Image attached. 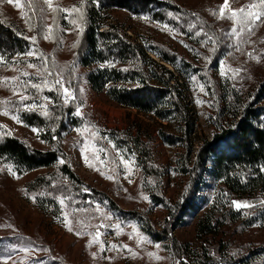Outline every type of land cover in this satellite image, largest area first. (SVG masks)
<instances>
[{
    "label": "rangeland",
    "instance_id": "1",
    "mask_svg": "<svg viewBox=\"0 0 264 264\" xmlns=\"http://www.w3.org/2000/svg\"><path fill=\"white\" fill-rule=\"evenodd\" d=\"M225 3L0 0L7 30L0 32V136L60 152L48 168L26 169L0 156V264H195L193 254L205 245L216 264L244 258L264 264V194L255 191L228 202L210 170L196 191L195 208L177 227H168L188 258L179 259L168 241L148 233L146 228L165 229L167 220L178 222V205L192 192L190 180L177 168L187 152L177 140L181 133L174 119L122 106L95 91L88 81L91 68L80 63L87 20L105 28L118 24L126 38L141 43L184 82L181 99L193 123L187 139L199 150L230 122L225 108L231 96L252 101L264 84V4L227 0L223 8ZM92 7L98 12L94 16ZM157 48L174 55L175 66ZM30 51L34 55L28 56ZM65 88L71 93L67 100ZM22 96L27 99L21 102ZM63 164L78 179L63 174ZM104 195L113 207L99 200ZM218 201L239 220L227 222L205 242L198 222ZM233 201L252 207L238 209Z\"/></svg>",
    "mask_w": 264,
    "mask_h": 264
},
{
    "label": "trees",
    "instance_id": "2",
    "mask_svg": "<svg viewBox=\"0 0 264 264\" xmlns=\"http://www.w3.org/2000/svg\"><path fill=\"white\" fill-rule=\"evenodd\" d=\"M91 12L93 16L98 13L93 7ZM87 21L89 24L80 49V63L83 67L91 68L88 74L91 87L97 92H105L122 106L155 113L165 121L171 122L174 119V125L181 133L177 140L187 152L182 154L177 168L180 175L190 180L192 192L183 204L178 205V222L167 220L168 226L163 230L157 231L151 227L146 230L155 240L168 241L179 259H187L188 250L171 238L168 227H177V223H182V216L195 208L196 191L208 170L220 180L219 189L228 195V202L255 191L264 194V84L252 101L245 95L233 94V101L230 100L225 108L228 109L229 116L232 114L230 122L219 126V132L210 139H205L199 150H193L187 139L193 131L191 110L181 99L184 82L171 69L149 56L141 43L131 42V38H126L118 24H106L105 28V24L97 25V20ZM4 23L0 19V32L7 33ZM156 51L164 61L175 66L174 55L169 51L164 48H157ZM189 69L195 75V70ZM72 108L69 107L68 111ZM168 142L173 143L170 140ZM59 155L57 150L30 148L18 137L9 134L0 136V156H7L10 162L26 169L51 167L57 163ZM61 170L72 180L77 178L67 164H63ZM42 179L43 177L37 178ZM103 199L108 200L110 206L115 205L111 198L104 195L99 200ZM156 200L164 204L162 199ZM221 201L199 219L198 234L205 242H210L209 236H217L227 222L239 220L231 207H219L223 206ZM129 214L134 215L132 212ZM135 217L145 220L140 216ZM207 249L206 245L199 248L201 252L193 254V263L216 264L208 255ZM181 264H188V261H182ZM237 264H249V260L237 259Z\"/></svg>",
    "mask_w": 264,
    "mask_h": 264
},
{
    "label": "snow or ice",
    "instance_id": "3",
    "mask_svg": "<svg viewBox=\"0 0 264 264\" xmlns=\"http://www.w3.org/2000/svg\"><path fill=\"white\" fill-rule=\"evenodd\" d=\"M48 2H49V4L51 3V0H48ZM261 3L262 4H264V0H261ZM228 7V4H227V0H226V3H225V5L223 6V8H227ZM223 8H222V12H223ZM65 12H67V10L65 9L64 10ZM239 11H241V12H243L244 11V9L242 8V9H240ZM233 15H235V13H233ZM249 15H251V14H249ZM255 20H260V15L259 14H257L256 16H255ZM254 22V21H253ZM165 27H167V25L165 26ZM249 30H251V29H249ZM33 40H35L36 38L35 37H33L32 38ZM27 55L28 56H32V55H34V53L33 52H28L27 53ZM29 67H33V65H29ZM29 74L27 73V72H25L24 73V76H28ZM34 87H39V85H34ZM71 96V93L69 92V90L67 89V88H65V99L67 100L69 97ZM25 99H27V97H21V102L23 101V100H25ZM26 107H28V108H31L32 106H26ZM5 114H7V113H5ZM79 114V113H78ZM44 115L45 116H47L48 115V113H47V111H45L44 112ZM13 119H17L18 120V117L17 116H13ZM0 127H3V126H0ZM33 131H35V132H39V130L38 129H33ZM84 159H85V161H87L88 160V158H87V156H85L84 157ZM61 163H64V161L63 160H61L60 161ZM33 199H35V197H32ZM60 203L61 204H63L64 203V201L63 200H61L60 201ZM233 203V205L236 207V208H247V207H252V205H249V204H247V203H243V202H240V201H233L232 202ZM158 246V245H157ZM126 247V246H125ZM25 251H27V249H25Z\"/></svg>",
    "mask_w": 264,
    "mask_h": 264
}]
</instances>
